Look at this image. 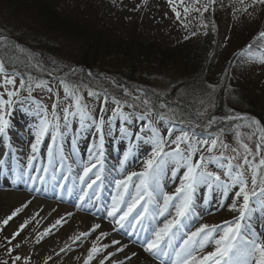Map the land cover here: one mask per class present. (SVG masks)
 <instances>
[{"label":"rangeland","instance_id":"rangeland-1","mask_svg":"<svg viewBox=\"0 0 264 264\" xmlns=\"http://www.w3.org/2000/svg\"><path fill=\"white\" fill-rule=\"evenodd\" d=\"M51 2L52 4L50 3V5L55 9L54 14L61 23H67L68 20L84 22L90 28L103 32L108 38L109 48H113L112 44L116 41L127 40L129 42L133 41V46H136L139 42L142 45L151 46L156 53L154 57L150 55L152 53L146 51H143L144 55H138L137 50L134 51L136 58L133 56L134 60L131 62L127 61V57L116 58L110 56L98 63V65H94L103 72L105 71L108 76L112 75L120 78L119 83L118 80L107 78L106 74L104 76L107 80L101 78L102 74H92L89 71L86 72L89 77L88 80H84V78L76 81L71 80L79 73L77 71L74 74L71 73V75L68 73L66 76L68 81L77 84H87L89 87L101 92V94H103L105 89H109L107 91L111 90L116 93L115 96L117 98L122 100L126 99L124 97V88H127L131 93H136L138 89H143L151 99H155L154 102L158 103V98H163L169 103V107L177 108V111L182 112L185 117L188 116V111L196 113L197 108L201 107L198 102L203 99L209 104V109L207 117L199 120L201 124H204L207 118L213 116L211 105L214 103L215 94L221 93L225 97V113L254 118L264 126V64L258 62L259 58L264 57V41L257 40L253 43V38L259 32L264 31V8L257 6L255 10L249 9V11H252L251 16L247 13H236L234 16L232 8L238 5H233L231 0H223L224 7H221L218 0L213 5L215 12L209 9L204 14V23L208 24V28L204 29L200 26L201 18L198 13H190L187 17H184L183 10L178 9L181 11V19L177 20L167 0H51ZM185 3H191V0H185ZM5 4L7 3L0 0V35L7 36L5 41H0V44L5 45L4 49H0V55H3V52L7 51L9 55L18 57V59L6 63V72L11 74L14 67L17 73L21 69L26 75L30 72L33 77L38 76L39 79L36 80L37 82L40 80L48 81V87H51L53 91L48 92L47 88L33 87L30 98L27 91H21L20 98L13 104L11 114L6 117L10 121L7 135H0V159L5 161V164L0 166V221L11 215L16 208L27 205L0 230V245H4L0 247V260H8L9 264H11V260L6 254V248L9 245L6 244L5 237H11L12 233L19 229V226L27 220L29 221L27 226L16 240L12 242L13 255L30 256L31 264H44L45 258L49 256L51 259L48 260V264H68L69 257L73 254L72 250L70 251L68 249L80 244L79 249L81 255L78 259L74 260L73 264H83L88 249L90 248L85 245L87 238L73 243L71 238L74 236L66 242L64 239L58 237V232L69 224V218L71 216L61 225L51 228L50 234L46 235L39 244L35 243L38 232H43L45 228H50L51 225L55 224L57 220L54 217L55 213L58 214V211L67 213L71 209L70 206L38 198L25 191H15L9 188L8 184L11 182L15 184L20 183L21 186L28 187V189L34 187L36 190H43V192H55L59 196L62 193V187H54L55 185L51 187V182L61 179L60 183L67 185L68 189L75 185L77 177L71 174H65V168L68 167V164L73 163L74 159L80 157L78 149L81 148L88 154L90 153L94 156L100 150V134L96 131L92 120H86L82 127L78 118L70 117L72 121L71 127L66 130V135L62 141L63 152L68 157L67 162L62 164L59 156H57L49 167L47 174L42 171H34L36 166L48 162L47 154L45 153L48 150L47 148H42L36 160L33 162V167H29L27 170L33 176L39 177L45 175L43 183L39 179L35 181H17L14 175L17 160L20 165L27 167V156L31 152L30 145L34 142L33 132L40 119V116L37 115L39 108H46L50 114L53 102H57V111L61 116V125L63 126L62 109L70 101L65 99L59 81L67 73L49 75L48 72L53 69H57L56 72H63L69 65L76 64L80 59L81 50L79 44L71 42L66 36L61 34L62 36L57 35L56 37L54 34H51L52 32L49 33L50 31L55 32V34L58 33L56 29V31L51 29H44V31L41 26V21L37 22L32 20L36 19L32 17V14H22V12L15 14L12 9V11L7 9L8 7ZM213 22L215 23V31L212 28ZM185 24L187 28L184 27ZM193 32L196 35H192ZM205 32H207V35L204 34ZM21 36L30 44L34 43V46L42 47L43 50L41 51L46 57V61L44 56L36 54L31 50L26 52L31 54L33 64L37 61L42 62L45 71L26 67L28 64V55L18 52L16 47L17 45L21 47V44L15 40H19L22 38ZM186 36L189 38L185 39ZM250 43L252 44V48L250 49L252 54L251 58L248 57L247 53L243 55L238 54ZM18 54L20 55L18 56ZM194 54H197L196 57ZM201 57L202 60H205L206 71L199 74L200 71L198 68L200 66H196L195 68L193 65L196 59H200ZM153 58L155 59L153 60ZM89 73L92 75L89 76ZM26 75H24L25 80L28 78ZM20 79L21 75H16V87H19ZM120 83H124V85ZM221 84H224L222 86L224 89L220 92L218 90ZM116 85L122 87H117ZM209 85L215 86L216 91L213 92L208 87ZM3 91L0 88V92ZM82 95L84 96V103L88 105L92 117L98 120L100 117L99 105L102 102L103 95H101L100 100L89 98L87 96V89H82ZM4 98L7 99V96L5 95ZM114 107L115 105L111 102V96H109V103L106 105V112L104 113L106 123L104 125L103 149L105 152L103 156V167L108 166L111 172L114 163L118 165L124 158H129L132 152L130 142L133 143V147H136V144L139 142L140 145L141 143L148 145L150 147L148 152L150 156L152 132L147 126L149 120L159 130V133L164 136L165 140L169 139L167 131L169 128L173 129L171 139H175V136L179 135L181 131H188L187 124L159 121L155 117L142 120L140 116L133 115L127 122H122L117 117L110 126L111 131H109L107 118L112 115V109ZM126 109L128 110V108ZM139 110L143 111L142 108ZM127 113L135 114L131 109ZM122 123L127 129L125 133H121L120 131ZM236 123H243V121H237ZM223 127L225 128V132L222 135V139L233 147L237 146L234 139L235 130L232 128L229 129L226 126ZM218 130L219 127L217 125L211 129L213 132H217ZM62 131H65L63 127ZM196 131L199 134L202 130L196 129ZM241 131L246 133L249 129L242 128ZM51 142V134L48 133L42 140V144L48 147ZM251 146L254 148V143ZM124 147L127 149L123 152ZM172 147L174 145L169 143L165 150L168 151ZM12 149H16L15 154H13ZM205 155L207 154L205 153ZM198 156L199 154L194 159L198 158ZM180 169H182L183 174L184 169ZM208 170L215 171L221 175L222 179H226L223 175L224 170L216 164H210ZM107 171L108 169H105L104 172L107 173ZM55 174L60 175L58 177L59 179ZM244 174L248 178L249 186H251L250 172L245 169ZM107 176H109L108 173ZM204 188L210 194L211 190L216 187L208 188L204 186ZM216 190L219 189L216 188ZM237 190L238 186L230 185L227 194L224 193L226 195L224 197L225 200H229L232 204L235 200L237 208H239V205L242 203V198L236 199L235 192ZM198 191L200 193L199 188ZM14 192L22 193L27 197L24 204L15 207L8 204V200L1 196L2 193ZM220 192L223 191L221 190ZM200 195H203V193ZM61 196L65 200L70 198L69 193ZM202 198V196H199L200 202ZM36 199L43 200L44 203L51 205L52 208L47 213H42L40 209L35 213L26 212ZM230 209L226 211L225 215H221L222 213L219 212L218 215L221 216L213 222L239 215L237 210ZM40 213L43 214L42 218L39 217L41 215ZM256 213V216L252 215L251 220L247 221L251 226L255 225L258 229L263 228L264 212L257 210ZM255 220L256 223H254ZM209 222L212 221L209 220L202 224H208ZM200 225L201 221L200 223L197 222L195 228H192L190 231H194ZM106 226V231L113 229L112 222H106ZM251 228L256 231L254 227ZM182 235L181 239L183 240L186 236L184 234ZM260 236L261 239H264V234ZM109 237L110 234L103 237L98 241V245L110 239ZM17 243L20 244L19 248L14 247ZM66 245L67 248L65 247ZM61 248H65V251L61 252ZM205 250L207 249L205 248ZM105 252H107V249L92 260L90 264H99V261L109 253ZM120 253L123 252H116L115 256H118ZM201 253L203 254V252Z\"/></svg>","mask_w":264,"mask_h":264},{"label":"snow or ice","instance_id":"snow-or-ice-1","mask_svg":"<svg viewBox=\"0 0 264 264\" xmlns=\"http://www.w3.org/2000/svg\"><path fill=\"white\" fill-rule=\"evenodd\" d=\"M167 2L171 6V10L177 20L181 19V11L178 9L183 10L184 17H187L190 13H198L201 18L200 26L207 29L208 24L204 23L203 20L204 14L209 9L215 12L213 5L218 0H191V3H185V0H167ZM219 2L221 7H224L223 0H219ZM231 2L233 5H238L232 8L234 16L236 13H247L251 16L252 11H249V9L255 10L257 6L264 8V0H231ZM184 27L187 28V25L185 24ZM212 28L215 31L214 22L212 23ZM204 34L207 35V32ZM192 35H196V33L193 32ZM188 38L187 36L185 37V39ZM5 40L6 37H0V41ZM257 40L264 41V31L259 32L258 36L253 38V43ZM16 47L18 52L28 55L26 67L45 71L42 62L37 61L33 64L31 54L27 53L19 45ZM4 48L5 45L0 44V49ZM251 48L252 44L250 43L242 50L240 55L247 53L248 57L251 58ZM14 59H18V57L9 55L7 51L0 55V88L4 90L0 92V135L4 136L7 135V129L10 126V121L6 117L11 114L13 104L20 98L21 91H27L29 98L33 87L47 88L48 92L53 91L51 87H48V81L40 80L37 82L30 72L27 74V80L21 76L19 87H16V75L19 73L14 67L13 72L10 74L6 72L5 67L6 63ZM258 62L264 64V57L259 58ZM55 71L57 69L49 71L48 74L53 75ZM67 75L65 74V77L60 78L59 81L65 99L70 101L62 109L63 126L61 125V116L57 111V102H53L50 114L46 108L40 107L37 113L40 119L33 132L34 142L30 145L31 152L27 156V167L20 165L17 160L14 175L17 181H35L39 179L43 183L45 175L33 176L29 174L27 169L33 167V162L39 154V145L45 135L50 133L52 141L48 145V162L36 166V170L47 174L49 167L57 156H59L62 164L68 160V157L63 152L62 141L66 135V130L71 127L72 121L70 117L78 118L82 127L86 120L91 119L96 131L100 134V150L96 156L91 157L86 162L74 161L67 165L69 170H72L74 166L81 169L77 179L83 185L79 189V201L83 202L86 199H92L93 196L98 198V193H90V190L93 189L98 181H101V172L104 170V152L102 150L104 125L106 123L104 113L106 112V105L109 103V93L107 89L101 94V92L89 87L87 84L70 82L66 79ZM91 75L89 73V76ZM116 86L122 87L120 85ZM208 87L213 92L216 91L215 86L209 85ZM82 89H87L89 98L100 100L101 95H103L102 102L99 105L100 117L98 120L92 117L88 105L84 103ZM5 95L7 99L4 98ZM124 97L126 99L121 100L116 96H111V102L115 107L112 109V115L107 118L109 131H111L110 126L117 117L122 122L130 120L133 113H126L123 110L124 108L132 109L133 112L142 108L143 111L140 113L142 120L155 117L159 121L179 122L180 124H187L192 128V131H181L179 135L175 136V139H171L173 129L169 128L167 130L169 139L165 140L164 136L159 133V130L149 120L147 126L152 132V149L150 156L143 161L142 170L139 172L132 171L121 179H114L116 191L111 197L110 204L105 208L106 218L114 225L113 231H125L129 238L136 235V242L140 244L143 251L159 259L160 264H166L165 257L168 258L169 264H264V239H261L260 234L251 228L250 223H244L246 219L251 220L252 214L257 210L264 212V126L254 118L239 114L227 115L222 118L211 116L206 119L204 124H201L199 120L207 117L209 109V104L203 99L198 102L201 107L197 108L195 113L196 120L193 121L190 117H185L182 112H178L177 108L169 107V103L163 98H158V103L154 102L143 89H138L136 93H131L127 88H124ZM211 106L214 107V104ZM232 121H243V123L231 125V128L235 130L234 139L237 145L235 147L222 139L225 128L221 127L217 132L211 131L218 123L227 125ZM62 127L65 131H62ZM242 128H248L249 131L246 133L242 132ZM196 129H201V133L198 134ZM120 131L121 133L127 131L123 123ZM169 143L174 145V147L166 151L165 149ZM253 143L254 148L251 146ZM12 151L15 154L16 149H12ZM197 154H199L198 158L194 159ZM93 159H95V163L92 162ZM123 163L124 161L122 160L121 166H123ZM213 163L224 170L223 175L226 179H222L217 172L208 170V166ZM4 164L5 161L0 159V166ZM171 165H174V167H171L173 177H175L177 167L183 168L184 171L174 192L168 193L162 190L160 177L165 169ZM98 166L100 171H96L94 178H90V173H93ZM245 169L250 172L251 186H249L248 178L245 177ZM53 170L55 171V169ZM133 178H138L139 182L134 185V191H130ZM230 185L238 186L235 197L236 199L242 198L239 208H237L234 200L230 209L237 210L239 215L232 221L225 222L222 234L214 240L215 249L203 256H198L195 254L198 249L202 250L209 243L213 233L220 231V229L217 226L201 224L194 231H186L190 223L198 218L196 209L197 189L200 186H207L208 188L215 186L227 194ZM161 198L162 203H160ZM26 206L23 205L16 208L11 215L0 221V230ZM138 208H142V211H137ZM166 213L169 214L168 217L163 220L162 224H157V220L160 217H165ZM67 215L70 216L71 213ZM145 221H151V226L146 225ZM63 222H65L64 218L61 217L50 228H45L43 232H38L35 243L39 244L46 235L50 234L51 228L61 225ZM28 223L29 221L25 220L19 226V229L12 233L11 237H5L6 244L9 245L6 248V254L9 256L11 264H31L30 256L13 255V247L11 246L12 242L16 240ZM100 227L101 225L98 223L93 224L87 232H80L71 239L75 243L81 238L89 237ZM129 228L131 230L126 231ZM138 228L145 233L143 238L138 236ZM181 232L184 233L186 238L176 247L175 241ZM107 235L109 233L100 232V235L96 237V240L92 242V246L88 249L83 264H90L100 253L110 247L108 244L98 245V241ZM112 245H120V247L116 248V252H123L128 247V245L120 244V241L115 239L112 241ZM3 246L0 245V247ZM14 247L19 248L20 244L17 243ZM65 247L67 248V245ZM60 251L64 252L65 248H61ZM116 252H109L99 261V264H105V261L115 256ZM136 255L133 252L131 255H126L125 259L131 261ZM50 259V256L46 257L44 264H48ZM0 264H9V261L0 260ZM111 264H125V261L113 260Z\"/></svg>","mask_w":264,"mask_h":264},{"label":"bare ground","instance_id":"bare-ground-1","mask_svg":"<svg viewBox=\"0 0 264 264\" xmlns=\"http://www.w3.org/2000/svg\"><path fill=\"white\" fill-rule=\"evenodd\" d=\"M138 150L143 151V152L138 151L137 153H135L134 159L129 163V165L123 163V166H121V163L118 165H117V163H115V165L113 166V170H112L114 179H121L124 176H127L128 173H130L132 171L139 172L142 170L143 161L145 159H147L149 156L148 152L150 150V147L148 145H145V143H141V147ZM81 151H82L81 157L78 160L79 162H81V163L86 162L91 157H93V155H91L90 153L88 154L85 150L81 149ZM92 162L95 163V160L93 159ZM171 167H172V165L169 166L168 168H166L160 177L162 190L165 192H168V193L174 192L175 187L178 186V184L180 182V177L182 176V173L180 171H176L175 177H173ZM80 170L81 169L74 167L73 174L75 176H78V173L80 172ZM94 173H95V170L93 171V173H90V178H94ZM103 179L106 180V177H103ZM133 180H134V182L139 181L138 178H134ZM5 184H7V183L5 182ZM108 184H110V183H108ZM12 186H15V185H12ZM81 187H83V185H81L79 180H78L77 188L74 191L75 196L79 197V195H80L79 189ZM9 188H12L11 185L9 186ZM13 189H17L19 191H25L28 194H32L33 196H39L40 195L43 198L45 196L47 198H51V200H53V201L62 202V199L55 197L53 194L47 193V194L42 196V194H40V191L22 188L20 186L13 187ZM199 190H200V193H199V191L196 192V202L198 203L196 205V209H197V213H198V218L195 219L193 222H191V225L189 226V228L191 226L193 227L195 222L201 221V224H202V223L210 220L212 222L208 223L209 226H217L220 229V231L213 233V236L210 238L209 243H207L205 245V247L208 246V252H211L215 249V246H216L215 242H214L215 238H218L219 235L222 234V228L225 225V222L232 221L233 219L228 217V218H224L218 222H213V221L218 219L221 215H225L226 211L231 208L232 202H230L229 200H225V197L222 194V192H220V190H213L210 198L207 197L206 192H205V190H203L202 187H199ZM115 191L116 190H115V185H114V180H113V184L111 183L110 193L108 195V198H106V199H108L109 204L111 202L112 195L115 194ZM130 191H134V186L130 188ZM90 193H96V191L94 190V187H93V189L90 190ZM202 193H203V195H200ZM1 196L5 197V199L8 200L7 201L8 204H11L15 207H18V206L24 204L25 200L27 199V197L24 194L15 193V192L14 193H5V194L2 193ZM199 196L203 197L201 202H200ZM92 198H97V197L93 196ZM85 201H91L95 205V203L97 202V199H96V201H92V199H90V200L86 199ZM162 202L163 201L161 198L160 203H162ZM51 208H52L51 205L44 203L43 200L36 199L29 206V208L27 209L26 212H29V213L34 212L35 213V212H37L38 209H40V210H42V213H44V212L47 213ZM78 210H82L83 212H86V214L85 215L77 214ZM88 211H90V208H86V207L82 208V207L74 206L73 208L69 209L67 213L66 212L65 213L60 212V211H58V214L55 213L54 217H56L57 219L59 217L60 218L63 217L64 221L67 218H69V215H67V214L71 213V215H70L71 217L69 218V224H67V226H64L63 229L58 232V237L60 239H64L65 242L69 241L68 239H70L72 236H75L80 232H87L92 227L93 224L98 223L101 225V227L99 229H97L95 232H93L89 237H87V240H85V238H81V239H84L85 242H87L85 245H87L88 247H91L92 242L94 240H96V237L98 235H100V232L106 231V229H107L106 221L109 219L106 218V216H104L98 212L97 217L99 218V221H96V220L91 218V215L87 214ZM171 211L172 210L170 208V212ZM219 212L222 214L218 215ZM42 213H40L41 214L39 216L40 218H42V215H43ZM168 215L169 214L166 213L165 217H160L156 223L162 224L163 220L166 217H168ZM252 215L256 216L257 213H254ZM146 222H148V223H146ZM146 222H145L146 225L151 226V221H146ZM254 223H256V220L254 221ZM251 227H254L258 234H260V235L264 234V227L259 228V229L255 225H252ZM188 229H186V230H188ZM110 231L111 230L109 229L106 232H110ZM137 231H138V236L140 238H143L145 233L139 228ZM115 234H117L118 236H121V238L118 236H115ZM181 236H182V233H180V235L176 239V243L178 244V246H179V240H180ZM109 238L110 239H107L103 243L99 244V245H103V244L110 245V247L107 248V252H105V253L115 252L116 248L120 247V245H112V241L114 239L119 240L120 244L128 245V247L124 249L123 253H120L118 256H114V257L110 258L109 260H111V259L112 260L110 262L108 260L105 264H111V262L113 260H124L125 264H160L159 259H157L156 257L151 256L150 254L145 253L143 251V248L140 246V244L138 242H136L137 236H136V238H134V237L133 238L132 237L127 238L125 231H119V232L113 231V232H111ZM132 244H135V245H132ZM178 246H176V247H178ZM79 248H80V244H77L75 246H72L70 249H68L70 251L72 250V252H73V254L69 257V260L67 262L68 264H73L74 260H76L80 257L81 252H80ZM197 248H198V245H197ZM83 250H84V248H83ZM83 250H81V251H83ZM202 250L198 249V251L195 254L198 256H203V255L208 253V252H203ZM133 252H135L137 255L135 257H133L131 261L125 259L126 255H131V253H133ZM201 252H203V254ZM164 259H165L166 264H169L168 258L165 257Z\"/></svg>","mask_w":264,"mask_h":264},{"label":"trees","instance_id":"trees-1","mask_svg":"<svg viewBox=\"0 0 264 264\" xmlns=\"http://www.w3.org/2000/svg\"><path fill=\"white\" fill-rule=\"evenodd\" d=\"M2 1L6 2L7 4L5 5H7L8 7L7 9L9 10L12 9L13 12H15V14L20 13V12H22V14L24 13L27 15L32 14V17L36 18L32 20L37 21V22L41 21V26L43 30L44 29L45 30H50V29L55 30L56 29L58 33L55 34V32L53 31H50L49 33L52 32L51 34H54L56 37L57 35L62 34L63 36H66L67 39H70L71 42L79 44V48L81 50V56L78 62L76 64L69 65L68 67L65 68L63 72H56V71L54 72L55 74H61L65 72L67 74L70 73L71 75V73H73V70H74V73L78 71L79 73H77L74 76V78L71 80L76 81V80H80L81 78H84V80H88L89 77L86 73L87 71L91 72L92 74H97V75L102 74L101 78L105 79L106 77L104 76V74H106V72L105 71L103 72L102 70L96 68V66L94 65H98V63L104 61L110 56L116 57V58L117 57L118 58L127 57L128 58L127 61L131 62L134 60V57H135L134 51H137V50H138L137 51L138 55H141V54L144 55L143 51L152 53L150 55L153 57L156 54L155 51H153L151 46L142 45L140 44V42L136 44V46H133L134 42L131 41L132 42L131 43L127 40L126 41H122V40L116 41L115 43L112 44L113 48H109L110 44H109L108 38L103 34V32L97 31L94 28H90L89 25H85L84 22L79 21V20H68L67 23L66 22L61 23L57 19V16H55L54 14L55 13L54 7L50 5V3L52 4L51 0H2ZM4 36L5 35L3 36L0 35V37H4ZM15 40L16 42L20 43L21 47L25 49L26 51L31 50L35 52L36 54L44 56L41 51L43 50L41 46H38V47L34 46V43L30 44L25 39H23V37L20 38L19 40L17 39ZM14 53L16 54V52ZM207 53H208V50H207ZM19 55L20 54H18V56ZM196 55L197 54H194L195 57ZM154 59L155 58H153V60ZM45 61H46V57H45ZM196 66H200L198 68V70L200 71L199 74L206 71L205 70V60H202V57L200 59L199 58L196 59V62L193 65V67L196 68ZM20 73H23L22 75H26V73H24L22 69ZM106 76L109 79L118 80V83H119V80H121L120 78L116 76H112V75L108 76V74H106ZM34 78L36 80L39 79L38 76H35ZM120 84L124 85V83H120ZM222 86H224V84H221L220 89L218 91L221 92L224 89ZM224 98L225 97L221 93L215 94V98L213 100L214 107H212V111H213L212 114L213 116H216L217 118H222L227 115H231V113H225L224 111L226 109L224 106L225 104ZM186 117H190L194 121L196 120L195 113L193 112L188 111V116ZM236 122L237 121H232L227 125L223 123H218L217 127L221 128L223 126H226L229 129H231V125Z\"/></svg>","mask_w":264,"mask_h":264}]
</instances>
